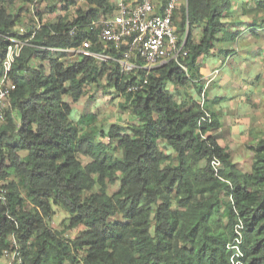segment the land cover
Wrapping results in <instances>:
<instances>
[{
  "label": "trees",
  "instance_id": "obj_1",
  "mask_svg": "<svg viewBox=\"0 0 264 264\" xmlns=\"http://www.w3.org/2000/svg\"><path fill=\"white\" fill-rule=\"evenodd\" d=\"M0 1V34L11 33L20 11ZM81 1L85 8L76 7L72 18L42 23L39 15L40 29L10 72L15 90L0 124V259L14 241L20 262L12 264H264V138L250 147V171L238 170L207 107L191 95L177 101L168 88L204 94L199 59L230 55L224 45L241 34L234 3L243 16L264 0H184L173 21L179 13L185 55L130 73L117 62L124 48H104L95 37L116 5ZM84 40L111 60L48 50L75 49ZM6 44L0 41V73ZM101 81L137 123L103 134L83 128L90 116L74 121L65 98L76 103L86 87L103 88ZM206 113L209 121H202ZM53 207L68 215L63 231L50 227ZM77 228V236H65Z\"/></svg>",
  "mask_w": 264,
  "mask_h": 264
},
{
  "label": "built area",
  "instance_id": "obj_2",
  "mask_svg": "<svg viewBox=\"0 0 264 264\" xmlns=\"http://www.w3.org/2000/svg\"><path fill=\"white\" fill-rule=\"evenodd\" d=\"M33 3H36V0H33ZM180 3H184V0L183 2L167 0L162 11L158 12L153 0H117L115 15L97 23L95 37L104 48L108 46L114 49L124 48L122 57L117 60L122 72L130 73L137 68L150 70L170 61L178 63L179 58L185 55L183 43H178L173 21L174 13ZM41 25L39 19L34 17L29 25L16 26L11 33L0 34V41L7 43L4 56L1 58L0 124L5 120L4 111L8 107L11 92L15 90V84L10 78L12 67ZM73 32L74 29L70 34ZM90 48V41L84 40L75 49L48 50L53 54L89 55L102 62L111 60L107 55L91 52ZM199 103L200 107L205 106L204 94L200 96ZM208 119L207 113L201 118L202 121H209ZM212 165L216 168L218 162L213 161ZM5 195L6 190L0 188V202L5 201ZM2 258L9 259L8 264H12L15 260L20 262L14 241L13 250L5 251Z\"/></svg>",
  "mask_w": 264,
  "mask_h": 264
},
{
  "label": "crops",
  "instance_id": "obj_3",
  "mask_svg": "<svg viewBox=\"0 0 264 264\" xmlns=\"http://www.w3.org/2000/svg\"><path fill=\"white\" fill-rule=\"evenodd\" d=\"M111 1L116 5L117 0ZM153 1L156 9L162 11L166 0ZM234 5L237 9L240 3L235 2ZM236 9L234 11L237 16L235 21H237L238 30L241 31V34L236 43L226 48L234 51L226 57L217 54L202 56L199 59V65L205 106L220 123L219 129L215 131L219 137V145L231 153V159L234 160L232 162L238 170H242L240 169L241 165H239L243 160L242 158L248 157L252 162L253 154L250 147L259 138H264V136L253 137L250 144L248 137L251 128L255 126L259 129L253 130L252 134L264 132V96L262 97L264 84L261 86V82H259L260 80L264 82V27H253L255 21L264 20V7L257 11H247V14L243 16L240 9ZM246 55L253 59L251 64L254 71H251L252 73L249 75L236 78L234 71H231L229 67L232 64L236 65L237 70L247 67V65L245 66L247 62L241 61L242 59L247 61ZM236 60L237 62H235ZM257 81L259 83L256 84ZM261 87L262 89H260ZM236 88L242 91L250 88L247 91L250 96L245 92L236 94ZM191 96L196 98V101L200 100V96L196 93Z\"/></svg>",
  "mask_w": 264,
  "mask_h": 264
},
{
  "label": "rangeland",
  "instance_id": "obj_4",
  "mask_svg": "<svg viewBox=\"0 0 264 264\" xmlns=\"http://www.w3.org/2000/svg\"><path fill=\"white\" fill-rule=\"evenodd\" d=\"M71 0H36V3H33V0H10L8 4L10 10L12 12L20 11V22L16 26H26L29 25L34 17L39 18V15L42 19V23L46 22H52L57 21L59 17H68L72 18L74 14V9L76 7L85 8V3L81 0H72L74 1L73 4H70ZM183 2V0H182ZM1 4V1H0ZM69 4V5H68ZM67 7V9H63L62 7ZM54 7V12L50 13V9ZM179 25H180V14L177 13L175 17V27H176V35L179 37ZM225 48H228V45H224ZM244 56V55H242ZM241 56V59H242ZM247 56V55H246ZM245 56V57H246ZM240 59V60H241ZM242 62H247L245 66L247 67L243 69H236V65L232 64L229 69L231 71H234L235 77L240 78L242 75H249L254 71V68H252V61L253 59L250 56H247V61L241 60ZM237 62V60L235 61ZM239 65V64H238ZM261 86L264 84L262 80H260ZM258 81L256 82L259 83ZM104 81L100 82V85L103 86V88H95L93 86H88L85 88V94L79 99L76 103H71L69 98H65L66 101H68L72 108V114L74 121H78L80 119L88 120V116L91 117V120L88 121L85 125H83V128L86 130L90 129L91 127H95L97 130L100 131V133L105 134L108 129L112 125H117L120 127H126L130 124L137 123L136 118H134L131 114L128 112H124L120 109V105L123 103V98L113 91V89H104ZM249 87L251 85H248ZM169 90L174 95V98L177 101H181L183 98H185L187 95H192L195 92L188 88H172L168 87ZM244 89L246 87L244 86ZM262 89V87L260 88ZM248 90H240L238 88L235 89L236 94L245 92L247 93ZM253 92V90L251 89ZM248 94V93H247ZM250 96V94H248ZM264 94H262V97ZM195 97V96H194ZM196 99V98H195ZM84 116V118H81ZM257 127V126H255ZM251 128L249 137V143L251 142L253 137H261L264 136L262 132L261 134H252L253 130L259 129V128ZM104 141L107 142V138L98 137V141ZM114 144V143H113ZM251 144V143H250ZM162 150L168 154L172 153L168 149H164L165 147L163 145H160ZM115 154L118 155V151H115ZM231 155V153H230ZM78 159L82 164H86L89 162V159L86 156L78 155ZM242 162L239 164L241 165L242 172L246 173L250 170V162L251 160L248 159V157L242 158ZM232 160V159H231ZM234 161V160H232ZM11 181V179H8L7 182ZM116 190V186L111 187L110 192H113ZM67 219L68 215L59 207H53V213L51 215L50 219V227L58 230L63 231L65 230V227L67 225ZM81 231V228L74 229L72 231H64L65 236L69 238H73L79 234ZM84 256L83 252H79L76 254V259H81ZM10 262L9 259H0V264H8ZM67 264H81V263H67Z\"/></svg>",
  "mask_w": 264,
  "mask_h": 264
}]
</instances>
